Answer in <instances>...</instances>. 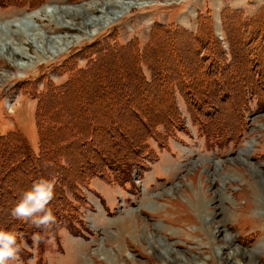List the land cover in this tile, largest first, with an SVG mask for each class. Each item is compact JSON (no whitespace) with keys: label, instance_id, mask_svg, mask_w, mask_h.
<instances>
[{"label":"rangeland","instance_id":"1","mask_svg":"<svg viewBox=\"0 0 264 264\" xmlns=\"http://www.w3.org/2000/svg\"><path fill=\"white\" fill-rule=\"evenodd\" d=\"M1 1L4 29L16 15L42 6L51 11L47 6L51 3L53 8L125 3L114 20L80 29V38L59 53L35 54L30 44L34 49L30 54L41 59L35 58L28 67L20 66L27 58H11L8 51L0 50V136H5L1 154L12 147L10 133L24 154L38 153L34 115L40 101L44 117L61 112V118H51L50 123L86 120L75 92L97 77H102V85L97 88L93 83L87 89L108 97L117 92L125 104L135 90L128 84L113 89L117 78L149 81L153 71L174 78L176 72L183 83L188 80L183 71L192 67L194 56L200 60V72L210 75L214 84L208 99L199 96V87L188 93L191 109L211 110L202 119L209 121L205 124L213 134V145L207 144L191 119L189 104L176 92L174 99L186 128L170 135L164 148L149 140L157 159L142 173L133 172L124 184L94 176L79 185L84 202L71 211L79 217L72 229H52L38 245L33 244V234L27 239L22 229L20 259L8 264H264V0ZM103 10L102 6L95 13L83 10L85 18L78 21L96 18ZM48 15L49 21L29 24L46 37L77 35V30L53 29L69 18ZM136 56L137 70L132 66ZM190 74L194 75L192 68ZM228 91L235 93L234 107L245 104L243 117L230 111ZM152 94L153 89L148 101ZM108 108L93 111L98 121L128 123L124 109L115 113ZM220 113L232 116L231 123H215ZM129 120L130 127L141 132L140 123ZM50 123H44L47 134L58 130ZM77 135L90 144L96 134ZM77 153L81 155L79 147ZM15 185L21 189L20 180ZM198 197L203 206L197 211Z\"/></svg>","mask_w":264,"mask_h":264},{"label":"trees","instance_id":"2","mask_svg":"<svg viewBox=\"0 0 264 264\" xmlns=\"http://www.w3.org/2000/svg\"><path fill=\"white\" fill-rule=\"evenodd\" d=\"M0 6H2L1 0ZM212 50L213 48H211ZM234 56L236 54L233 51ZM192 59V67L183 71L186 79H188L183 83L181 76L176 72L177 76L174 78L173 74L163 73L162 75L160 71H153L149 81L144 78L137 80L132 76L122 82L121 79L117 78L118 83H116V87L113 86V89L122 88V85L127 86L128 84L130 89L135 90L133 98L130 96L125 98V104L120 103L122 98L117 92L108 97L92 88L87 89L86 86L93 83L97 88L99 85L101 86L102 77L98 80L96 76L95 82H85L75 92L81 98L79 105L81 103L82 105L79 106L81 107L79 110L85 111L83 114L86 120L82 119V123H75L73 120H69V123H50L51 118L60 119L61 112H52L50 119L47 116L44 117L43 113L40 114V110L43 109V102L40 101L38 110L34 115L38 153H33L32 148H30L33 154L28 152L27 156L23 149L16 148V145L21 146V144L17 142L12 133L7 135V138L12 140L10 141L11 149L9 147L8 151L1 154L2 145L0 143V231H10L16 234L17 242L21 244V236L18 237V234L22 233V229H24L23 232L27 231L24 234L27 239L31 237V234L39 233L42 237L41 242L47 239L52 229L57 230L60 227L72 229L73 222L79 218L73 213L75 212V204L84 202L79 185L87 184L94 176L119 184L126 183L131 179L133 172L142 173L147 169L149 162L157 159V153L149 145L150 139H154L159 148H164L167 146L170 135L186 128L174 99L176 92H179L189 104L191 119L193 123L199 125L207 144L213 145L211 143L213 134L205 124L209 121L202 119V115L208 117L211 110L208 109L209 112H207L201 111V108L191 109L192 100H190L191 97L189 98L188 93L192 87H199L201 89L199 96L208 99L210 87L214 84L210 81V75L200 72L202 66L199 64V58L192 56ZM136 63H138L137 56L133 59L132 64L135 70H137ZM191 68L193 69V76L190 74ZM127 80H132V82L128 81L127 83ZM151 89H153L154 94L151 96L152 100L148 101L147 94ZM226 94L229 97L230 111L235 114L239 113V116L242 115L243 117L245 104L241 103L240 107L239 105L234 107V91H228ZM76 97L73 98L74 101ZM139 98L141 102H137ZM106 106L109 107L108 109L112 108L115 113H120V110L124 109L126 116H128V123L98 121L93 111L96 108ZM103 117L108 116L103 114ZM230 117L232 116L217 114L215 123H218L219 126H223V123H231ZM224 118L229 122L223 120ZM129 119H134L133 123H140L141 132L130 127ZM45 121L58 127L57 132L52 129L47 134L44 128ZM240 123H242L241 118ZM79 124H81L80 127H78ZM88 131L96 134L90 144L82 142L83 139L77 135V133L81 134ZM69 133L71 138L65 139L64 136L69 135ZM4 137V135L0 136V142H3ZM217 137L222 136L218 134ZM77 147L81 150V155H78ZM24 170L26 174L23 173ZM42 178L50 180L54 185V198L48 207L52 210L57 222L47 230L37 229L24 221L13 220L10 215L11 209L19 201L23 192L30 190L33 182ZM16 180H20L21 189L15 185Z\"/></svg>","mask_w":264,"mask_h":264},{"label":"bare ground","instance_id":"3","mask_svg":"<svg viewBox=\"0 0 264 264\" xmlns=\"http://www.w3.org/2000/svg\"><path fill=\"white\" fill-rule=\"evenodd\" d=\"M51 3L49 8H52L51 11L48 9L46 6H42L40 8H37L33 11L22 13L20 15H16L8 21H6L5 24V29L2 28L0 25V50L1 51H8L9 56L11 58L15 56H20L22 59H26L27 61L25 63H21L20 66L25 68L31 65L32 61L35 58L41 59L40 55H31L30 54V49H33V47L37 51H40L41 55H49V54H55L63 51V48L65 49L66 47L72 45V43L80 38L81 33H79L80 29H87L91 28L92 26H96L99 24L103 23H108L112 19L114 20V17L121 12L123 6L125 3H120V2H103L102 3H91L92 5L90 6H84L83 4L81 5H68L64 7H51L54 6ZM102 6L104 10L98 17H87L89 20L87 21H78L79 18H85V14L82 12L87 13V11L91 13L97 12V7ZM134 6V5H133ZM83 9V10H82ZM61 14L62 17L65 16L69 18L70 21L67 19H62L61 24L58 26L53 27V29L57 28H63V29H68V30H77L78 32L76 33L77 35H61V36H56V38L52 37H46L43 33L40 34V32L32 25L29 24V21H39V19L45 20L47 19L46 17H50L51 15L48 14ZM48 20V19H47ZM60 20V19H59ZM49 21V20H48ZM59 22V21H58ZM51 23V22H50ZM57 23V22H55ZM43 26H48L49 25H43ZM49 31V30H48ZM51 32V31H50ZM33 47H31V45ZM22 45V46H21ZM34 51V49H33ZM38 63V62H37ZM195 208L198 209L203 206L202 199L198 197L197 200H195L194 203ZM131 226V225H130ZM132 233H134V229L131 227ZM130 231V232H131ZM197 234V233H196ZM239 257V256H238ZM230 259V258H229ZM239 264V263H236ZM251 264V263H248Z\"/></svg>","mask_w":264,"mask_h":264},{"label":"clouds","instance_id":"4","mask_svg":"<svg viewBox=\"0 0 264 264\" xmlns=\"http://www.w3.org/2000/svg\"><path fill=\"white\" fill-rule=\"evenodd\" d=\"M54 198V185L48 179L34 181L31 189L23 192L19 201L11 209L13 220L27 222L37 229L47 230L56 224V217L48 207ZM33 244L42 241L39 233L32 236ZM21 245L17 242V235L10 231H0V264L9 261H19Z\"/></svg>","mask_w":264,"mask_h":264}]
</instances>
